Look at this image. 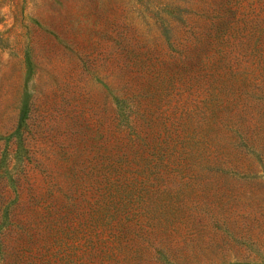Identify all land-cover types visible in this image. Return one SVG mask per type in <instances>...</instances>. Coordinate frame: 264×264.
Here are the masks:
<instances>
[{
  "label": "rangeland",
  "instance_id": "374dc122",
  "mask_svg": "<svg viewBox=\"0 0 264 264\" xmlns=\"http://www.w3.org/2000/svg\"><path fill=\"white\" fill-rule=\"evenodd\" d=\"M0 264H264V0H0Z\"/></svg>",
  "mask_w": 264,
  "mask_h": 264
}]
</instances>
